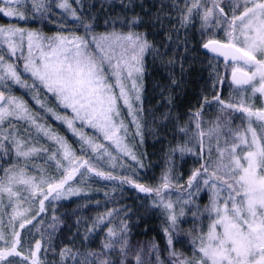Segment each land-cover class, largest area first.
Here are the masks:
<instances>
[{"label":"snow or ice","instance_id":"obj_1","mask_svg":"<svg viewBox=\"0 0 264 264\" xmlns=\"http://www.w3.org/2000/svg\"><path fill=\"white\" fill-rule=\"evenodd\" d=\"M25 2L26 0H7L5 6L0 7V13L26 20L29 17L25 12H16L12 7L13 3L21 6ZM184 2L186 10L180 18L181 27L189 24L194 15H200L201 8H203L202 15H200L202 27L211 26L214 18L216 25L226 24L224 31L228 42L222 44L217 40H209L203 44V47L223 55L226 60L231 57L233 61H243L251 71H242L234 67L233 83L249 84L254 93L259 92L264 95V0H242V2L241 0H229L228 7L232 11L230 20L225 13V8L221 6L222 0H212V7H205L201 0H184ZM31 4L32 13H40L41 16L51 10L46 0H31ZM56 6L69 12L71 17L83 26L85 34H72L71 36L57 34L53 37H44L42 34L19 27H0V36L9 37L5 41L8 45V55L16 56L17 51H20L18 59H23V71L31 74L32 84L29 86L25 80L21 79L16 66L7 63L3 53H0V81L7 78L23 87H31L33 92L38 93L42 88L52 94L57 107L69 110L71 115L47 107L38 96L34 95L33 99L45 112L66 124L68 129L80 137L82 154L91 148L93 152L100 155H111L102 143L96 142L95 139L78 129L77 122L80 123L81 128L94 129L104 140L115 145L117 150L135 160V155L123 145L122 137L118 135L120 128L124 127L122 120L119 125L117 124V118L120 116L118 102L123 100L124 105L129 109V114H132L130 92L124 81H131V90L136 91V99L139 100L136 74L143 70V55L150 45L141 36L133 33L127 35L113 33L111 36L97 37L92 34L91 23L77 15L69 0H60ZM214 10H218L219 15ZM32 18L36 17L33 15ZM17 36L19 43L11 39ZM25 37H27V56H24L22 51ZM102 41H109V43L105 46ZM92 45H95L94 49ZM117 48L120 49L119 53ZM97 52L99 55L96 54ZM105 64L107 70L104 68ZM237 72H242L241 78H237ZM257 76L259 87L253 83ZM113 80L114 83L110 82ZM115 89H119L118 94ZM215 99L223 106L221 111L224 108H238L240 112L247 114L249 124L246 132L251 133V139L249 140L246 134L233 133L229 128L228 131L233 138L230 141L225 138V146L222 148L219 143L221 129L226 125L217 122L215 128L209 130V139L211 140L213 136L216 139L217 159L211 160L212 149L209 148V160L202 163L199 169L194 170L188 180L189 188H192L193 181L199 178L203 187L210 193L209 204L205 206L203 213L199 209L193 213L197 218L206 213L209 221L208 227L206 231L201 229L193 238V257H182V254L173 251L171 255L176 258L173 264H264V136H258L251 121V118L255 117L256 121L264 122V109L252 111L243 103L241 105L226 104L218 96ZM200 117L201 113L197 111L192 119L198 130L197 135L202 138L205 133L201 130ZM9 118L27 120L45 136L54 140L59 145V149L51 153L48 159L55 160L57 168H63V172L62 178L46 179L42 175L37 181L36 177L27 175L24 168H20L18 172L13 171L16 164L13 162L10 167L3 169L4 177L0 178V194H7L11 202L13 197L19 196L13 186L26 185L31 196L35 197L37 193L39 194L38 202L41 212L44 211V201L49 197L60 199L68 194H77L76 190L71 187L67 189V192L64 188L81 167L87 166L88 171L93 170L88 161L78 162V158L67 142L40 125L22 100L15 97L6 99L4 93L0 92V153H3V156L14 151L17 158L27 161L41 151H48L46 148L30 144L13 131H6L4 124L6 120L11 124ZM133 121H136L135 116H133ZM260 127L264 131V123H261ZM137 128H139L138 124ZM179 130L187 133L186 127ZM3 141H9L11 149ZM201 147H203L202 139ZM180 151H191V149L182 147ZM61 152L62 160L57 159V154ZM3 156H0V159ZM63 161H67V166ZM96 174L105 179H115L112 175H105L103 172ZM125 182L134 183L133 180L127 178ZM169 184L168 177H163V188H168ZM134 186L141 192L155 191L156 196L160 197L159 203L170 211L169 219L172 228L175 229L177 216L172 211V203L170 201L164 203L161 189L153 190L141 184ZM45 187L47 191H44ZM200 190L201 185L197 183L195 191ZM191 195L190 192L189 196ZM184 203L187 204L190 201L185 200ZM0 204H2V199H0ZM27 211L28 209L21 210L17 203V207L13 208L12 220L22 217ZM111 214L108 213L109 216ZM181 215H183V210H181ZM26 222L31 223V220ZM12 227L10 242L0 231V241L4 242V246L0 247V264H4L5 261L7 264H17V261L9 257H22L23 262L43 264L37 255L41 244L36 242L35 250L30 247L29 254L23 255L18 250L21 245L20 232L15 231L14 226ZM19 227L24 228V222H21ZM108 235H114L113 229L108 230ZM168 243L172 244L170 236ZM104 246L107 248L110 244ZM60 255L62 260L67 256H72L71 249H62ZM81 264L85 262L81 261Z\"/></svg>","mask_w":264,"mask_h":264},{"label":"rangeland","instance_id":"obj_2","mask_svg":"<svg viewBox=\"0 0 264 264\" xmlns=\"http://www.w3.org/2000/svg\"><path fill=\"white\" fill-rule=\"evenodd\" d=\"M201 2L205 7H212L208 0H201ZM5 3H7V0L0 2V7H4ZM69 3L79 15V0H69ZM228 5L229 2L225 4V12L230 20L232 11ZM12 7L16 12H25L29 18L20 20L16 16L10 17L1 13L6 19L17 22L10 25H0V27H19L26 31H34L28 28L29 26H27L26 22L31 21L34 15L31 11V0H26L25 4L21 6L13 3ZM59 10L62 18L54 22L59 27L55 35L71 36L76 34L78 22L71 17L69 12L60 8ZM214 11L219 15L216 10ZM202 12L203 8L200 9V15H202ZM175 14L176 12H171V20L168 19L163 26L164 30H167L172 35L171 42L165 44L171 45L167 48L168 51L164 50L165 54L171 53V49L173 50L174 46L182 49L187 46L190 54L202 57L200 54L202 49L199 45L203 43H200V41L217 40L228 42V37L224 31L227 25H216L215 18L212 21V25L205 28L202 27L200 15H194L189 24L181 27L180 21H178L179 16ZM136 22L139 24V21L136 20ZM62 30L65 32L62 33ZM129 33L139 35L144 39L143 33H136L135 31H122L116 34L127 35ZM103 36H111V34L98 35L97 37ZM8 39L7 35L0 36V53L5 54V61L16 66L21 74V79L31 86V74L23 71L24 61L23 59H18L20 51H17L16 56L8 55V45L5 43ZM11 39L19 43L18 36L11 37ZM108 43L109 41H102L105 46ZM92 48L94 49L95 45H92ZM116 50L119 53L120 49L117 48ZM22 51L24 56H27V37L23 41ZM146 52L143 55V70L141 73L136 74L139 100L136 99V91L131 90V81H124L130 92L129 100L133 106L132 114H129V109L124 105L123 100L118 102L120 116L117 118V124L119 125L122 120L124 125V127L120 128L118 135L122 137L123 145L135 155V160L117 150L115 145L111 144L110 141L104 140L100 133L94 129L81 128L80 123L77 122L76 127L78 129L95 139L96 142L102 143L111 155H100L93 152L91 148H88L87 152L82 154L80 137L68 129L66 124L54 119L51 114L45 112L33 99L34 95L38 96L47 107L54 108L60 113L71 115L69 110L58 108L55 97L47 93L46 90L41 88L36 93L31 90V87H23L6 78L0 81V92L4 93L6 99L15 97L22 100L40 125H43L51 133L62 137L67 142L71 151L78 158V162L85 159L98 172H107L117 177L128 176L138 183L143 181L144 177H153L155 172H157V177L153 179L152 183L149 182L150 187L155 189L162 187V178L165 176L169 179V185L178 187L185 182L187 183L193 171L200 166L201 139L203 140V163L209 160V148L212 149L211 160L215 161L217 159L215 136L210 140L208 135L209 130L214 129L217 122L226 125L221 129L219 142L220 147L223 148L225 146V138L229 139V141L233 138L228 131L229 128L232 129L233 133L246 134L248 139H251V133L246 132L249 118L245 112H240L238 108H224L221 111L223 106L215 101L212 106L205 108V113L203 112L200 117L201 130L205 133L202 138L197 135L198 130L195 128V123L192 119L194 116L192 115H174L172 111V113L160 118L158 113L153 111L155 105L151 106L149 92L152 91L153 86L151 85L148 88L144 81L147 75V71L144 68ZM96 54L99 55L98 52ZM202 61L209 62L204 58ZM104 68L107 70L106 64ZM203 68L208 70V64L204 63ZM209 68L212 72H210V79L204 86L205 89L207 88L205 93L216 97L220 91L219 98L225 101L226 104L241 105L243 103L245 107L250 108L252 111L264 109L260 102L264 95L259 92L254 93L251 85L242 90L225 84L218 90L221 70L218 64L211 65ZM239 68L244 71H251L246 65L239 66ZM110 82L114 83V80ZM253 83L259 87L258 76ZM115 91L118 94L119 89H115ZM205 93L203 92L201 96L202 100L207 96ZM133 116L136 117L135 122L133 121ZM9 119L11 124H9L8 120L4 124L6 131H13L18 137L23 138L30 144L46 148L48 151H41L27 161L23 158H17L14 151H10L7 156H3V153H0V156H3L0 159V178L4 177L3 169L10 167L13 162H16L15 167L12 169L13 171L18 172L20 168H24L26 174L36 177L37 181L42 175L46 179L62 178L63 168L58 169L56 161L48 159L51 153L59 149V145L27 120ZM251 121L258 136H264V131L260 127L261 123L264 122L256 121L255 117H252ZM170 122L171 125L169 124ZM137 124L139 128H137ZM160 126L164 129L163 132L171 136V146L165 147V150L160 154L157 152L151 153V151L148 154L146 149L148 145L155 144L160 140L165 141V145L168 142L166 141V135L162 139L157 137V129ZM185 127L187 128V133L179 130ZM3 143L11 149L12 146L9 141H3ZM85 147L87 148L86 145ZM182 147H187L191 151L182 152L180 151ZM101 152H103V149H101ZM57 159H63L62 152L57 154ZM63 163L67 166V161H63ZM197 183L201 185L199 192L195 191ZM13 187L14 191L19 193V196L13 197L11 202L7 194H0V199H2V204H0V221H2L0 231L4 233L5 238L9 242L12 240V226H14L15 231L20 232L21 245L18 250L23 255L29 254L30 247L35 250V243L39 242L41 249L37 255L43 264H81V261H84L85 264H173L176 259L171 255L173 251L182 254V257H193V238L201 229L206 231L209 223L206 213L199 216V218L193 215L197 209L203 213L205 206L209 204L210 193L203 187L199 178L193 181V187L189 188L186 194L172 195L171 193H166L163 196L164 203L170 201L173 205L172 211L177 216L175 229L172 228L171 220L169 219L170 211L159 203L160 198L145 197L144 199H135L137 207H133L132 204L125 202L128 201V197L116 183H102L94 180L88 175L86 170L80 171L77 180L73 184L65 185V192L71 187L76 190L77 194H68L60 199L49 197L48 200L44 201L43 212L40 211L38 193L33 197L30 195V190L26 185L16 184ZM46 189L45 187L44 191ZM190 192L192 193L191 196H189ZM26 197L28 199H25ZM185 200H189L190 203L185 204ZM17 203L21 210L28 209V211L22 217L12 220L13 208L17 207ZM181 210H183V215H181ZM109 212L112 213L110 216L108 215ZM134 212H138L139 216ZM36 216L39 219L34 224L19 230L21 222L25 224L27 220H32ZM147 216H149L148 220H146ZM140 217L144 222L149 221L152 223L153 226L145 230L146 223L142 222ZM142 224L145 225L144 230ZM109 229H113V236L108 235ZM166 229L168 230L167 232L165 231ZM149 230L155 232L157 238L153 236L147 239L142 236L144 232ZM169 236L172 239L171 245L168 243ZM105 244H110V247L106 248ZM3 246L4 242L0 241V247ZM65 248L71 249L72 256H67L62 260L60 253ZM9 259L17 261V264H30V261L28 263L23 262L16 257H9ZM4 264H7V262L5 261Z\"/></svg>","mask_w":264,"mask_h":264},{"label":"trees","instance_id":"obj_3","mask_svg":"<svg viewBox=\"0 0 264 264\" xmlns=\"http://www.w3.org/2000/svg\"><path fill=\"white\" fill-rule=\"evenodd\" d=\"M208 1L212 4V0ZM59 2L60 0H46V4L50 7L51 10L43 16H41L40 13H34V16L36 18L32 19L31 21H26L27 26H29L28 28H31L46 37L55 35L57 33V30H59V27L55 25L54 22H57L59 18H62L59 7L56 6ZM130 2H139L142 4L140 7L142 8L141 11L143 10L145 13H147L144 18L151 22L150 25H144L140 22L139 24H137L136 20L130 17ZM224 4L225 3L222 2L221 6H223ZM79 9V16H81V18L86 22L91 23L92 34L95 36L102 34H113L122 31H137L144 34L145 40L150 45V47L147 49V54L144 57V68L147 71L145 82L148 88L151 85L154 88L159 84L160 90L162 89L163 91L160 100L156 101L157 104L151 105H155L153 111L154 113H158L160 118L165 117L167 114H165L164 112L160 113V108L162 106L167 109V106L170 105V112L168 109V113H171L172 108L174 115H179L178 109L192 107L189 110L188 114L194 116L197 111L200 112L204 107H208L214 104L212 96H208L205 101H202L201 95L203 94L204 86L207 84V81L205 79L204 82L198 81L200 74L204 70L203 64L207 63L209 68L214 59L209 57L202 50L200 52L202 57H200L199 55L190 54L187 50V46L183 47V49L174 46V49H171V53L165 54L164 50L168 51L167 48L171 45H156V42H158V40H156V38L154 39L147 30V27H153V29L158 30L161 35H164L167 30L164 32L163 24L168 19L171 20V12H176L175 15L179 16L178 21H180L182 13L186 10L184 0H159L157 3H150L146 0H79ZM16 22L17 21H10L6 19L0 13V25H10L15 24ZM77 27L78 31L76 34L84 35L85 30L79 22ZM64 32L65 31L62 30V33ZM171 38L172 35H169L168 42H171ZM200 43H204V41H200ZM199 46L202 47V45ZM203 58L207 59L209 62H203ZM192 64H200V66H197V72L195 69H190V65ZM210 72L212 71L210 70ZM205 74L209 73L205 72L204 75ZM175 80H180V86L171 90L170 81L172 84V82ZM186 82H189L188 85H185ZM149 94L151 96L152 91L149 92ZM29 102H31V100H29ZM169 124L171 125V122ZM163 131L164 129L160 126L157 129V137L162 139V137L166 135V141L171 142V136H168V133ZM165 143V141L160 140L155 144L148 145L146 148L147 153L149 154L150 151L151 153H162L165 150V147H168L167 144L169 142H167L166 145ZM83 161H85V159H82L81 162ZM81 170H86L91 178L99 182L116 183L121 188L120 190L128 197V201L125 202L128 204H133V207H137V205L135 204V199H144L145 197H149L152 199L160 198L156 196L155 191L141 192L137 187L134 186L135 184H141L146 188H151L154 190L155 188L150 187L149 185L150 183H152L153 179L157 177V172H155V175L153 177H144L143 181H141L140 183L135 181L134 183H127L125 182L126 178L131 179L128 176L117 177L110 174L115 177V179H105L103 176H98L96 174L98 172L97 170L93 169L92 171H88V167L85 166L81 167L79 171L74 175L73 179L70 180L66 185L73 184L75 180H77ZM104 174L108 175L109 173L105 172ZM160 189L162 196H164L166 193H171L172 195H184L189 190V185L185 182L178 187L169 185L168 188H163L162 186L160 187ZM134 213L139 216L138 212ZM148 218L149 216H147L146 220H148ZM140 219L142 222H144L141 217ZM33 222L34 221H31L30 224H32ZM144 223H146L145 230H148L149 227L153 226V224L149 221H146ZM144 226L145 225L142 224L143 230ZM143 234L144 235L142 236L147 239H150L153 236L157 238V236H155V232H151L150 230L144 232ZM16 258L22 260V257Z\"/></svg>","mask_w":264,"mask_h":264},{"label":"bare ground","instance_id":"obj_4","mask_svg":"<svg viewBox=\"0 0 264 264\" xmlns=\"http://www.w3.org/2000/svg\"><path fill=\"white\" fill-rule=\"evenodd\" d=\"M147 2H150V3H157L159 0H146ZM131 3V2H130ZM141 3H139V2H132L131 4H130V11H129V15H130V17L131 18H133V19H135V20H137V21H139L140 23H143L144 25H150V21H148V20H146L144 17L147 15V13H145L143 10V12L141 11V9L142 8H140L141 7ZM168 21V20H167ZM167 21L165 22V23H167ZM164 23V24H165ZM164 24H163V26H164ZM170 24H171V21H170ZM147 30L149 31V33H150V35L155 39L156 38V40H158V42H156V45H165L166 43H168V40H169V35L171 34V33H169L168 31L164 34V35H161L160 33H159V31L158 30H156V29H153V27H147ZM166 30H164V32H165ZM162 37V38H161ZM191 67H190V69H195L196 70V72H197V66H200V64H192V65H190ZM207 68V67H206ZM206 68L203 70V72L200 74V76H199V79H198V81L199 82H204V79L206 80V81H208L209 79H210V76H211V73H210V70H209V68H208V70H206ZM199 69V68H198ZM202 71V70H201ZM205 71L206 72H208L209 74H205L204 75V73H205ZM188 83L189 82H186L185 83V85H188ZM191 83V82H190ZM180 86V80H175V81H173L172 82V84H171V81H170V88H171V90H173V89H175L176 87H179ZM162 89L160 90V86H159V84L158 85H156L153 89H152V94H151V96H150V101H151V104H157L156 103V101H158V100H160V97H162ZM170 108V105H168L167 106V109L166 108H164V106H162L161 108H160V113H162V112H164L165 114L167 113L168 114V109ZM192 108V107H191ZM191 108H184V109H178V111H179V114H181V115H183V116H185V115H188V112H189V110L191 109ZM172 108H171V113H172ZM169 112H170V109H169ZM174 113V112H173ZM165 114H163V115H165ZM166 114V115H167ZM169 143L167 144L168 145V147H170L171 146V142L170 141H168ZM130 205H131V203H130ZM133 205V204H132Z\"/></svg>","mask_w":264,"mask_h":264},{"label":"water","instance_id":"obj_5","mask_svg":"<svg viewBox=\"0 0 264 264\" xmlns=\"http://www.w3.org/2000/svg\"><path fill=\"white\" fill-rule=\"evenodd\" d=\"M207 43V42H206ZM221 43V42H220ZM224 44V43H222ZM204 48V47H203ZM204 50L209 54L211 55L212 57H215L219 60H221L224 64H231V63H239V64H242L243 61H233L231 59V57H229L227 60L225 59V57L223 55H219L218 53H214V52H211L209 49H205ZM233 73V72H232ZM232 73L230 74V82L232 85L236 86V87H246L248 84H244V85H237L235 83H233V78H232ZM242 77V72H237V78H241ZM263 104H264V98H263Z\"/></svg>","mask_w":264,"mask_h":264}]
</instances>
